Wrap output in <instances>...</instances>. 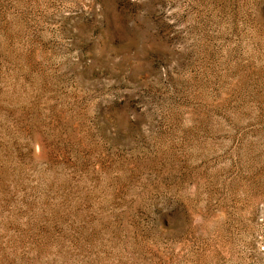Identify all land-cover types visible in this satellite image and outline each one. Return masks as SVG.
I'll return each instance as SVG.
<instances>
[{
  "label": "rangeland",
  "instance_id": "1",
  "mask_svg": "<svg viewBox=\"0 0 264 264\" xmlns=\"http://www.w3.org/2000/svg\"><path fill=\"white\" fill-rule=\"evenodd\" d=\"M0 264H264V0H0Z\"/></svg>",
  "mask_w": 264,
  "mask_h": 264
}]
</instances>
